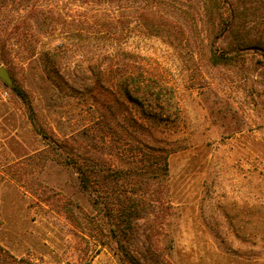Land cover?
<instances>
[{"label":"rangeland","instance_id":"rangeland-1","mask_svg":"<svg viewBox=\"0 0 264 264\" xmlns=\"http://www.w3.org/2000/svg\"><path fill=\"white\" fill-rule=\"evenodd\" d=\"M110 64L160 78L162 131L106 91ZM0 65L10 263L264 264V0H0ZM101 110L130 140L89 129Z\"/></svg>","mask_w":264,"mask_h":264},{"label":"trees","instance_id":"trees-1","mask_svg":"<svg viewBox=\"0 0 264 264\" xmlns=\"http://www.w3.org/2000/svg\"><path fill=\"white\" fill-rule=\"evenodd\" d=\"M128 66V65H127ZM131 67L123 66V68H119L117 65H108L105 69L107 87L106 91L109 94L116 95L117 100L119 97L122 99L119 101L122 104L126 103L131 107H137L135 109L134 114L131 119L134 118V121L138 124V126H142L143 124L150 129L155 131H162L164 127L160 125L161 120L164 116L163 106L158 102L160 100V90L163 89V83L160 81V78L151 71H149L146 67L142 65H130ZM140 88L143 90L138 95V90ZM17 94L25 99V93L16 88ZM108 101V99H107ZM132 109V108H131ZM128 113L131 114V110L128 109ZM89 129L97 132L98 136L104 141L106 139L116 140L124 139L125 141L130 140L129 136L130 132L126 128L120 130L116 127V125L111 120V116L105 110H101L97 119L92 122V125ZM129 142V141H128ZM128 148L130 150H134L136 153H144L145 152V144L142 142L140 138L134 139V141L130 142ZM152 147H149L151 149ZM155 164L158 169H166V156L167 152L163 150H157L153 147ZM163 161V163H159V161ZM117 172H121V170L117 169ZM80 180L84 187H86L90 182L88 178V174L86 170L80 169ZM94 177L98 183L105 185L104 188L107 194L115 197L116 201L119 203L123 200L122 194L123 190L119 188V185L113 178H109L108 172H104L102 174L94 173ZM9 255L5 251L0 250V264H8ZM12 264V263H10Z\"/></svg>","mask_w":264,"mask_h":264},{"label":"water","instance_id":"water-1","mask_svg":"<svg viewBox=\"0 0 264 264\" xmlns=\"http://www.w3.org/2000/svg\"><path fill=\"white\" fill-rule=\"evenodd\" d=\"M0 78L4 82L11 83V77L8 70L2 65H0Z\"/></svg>","mask_w":264,"mask_h":264}]
</instances>
